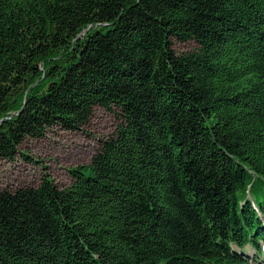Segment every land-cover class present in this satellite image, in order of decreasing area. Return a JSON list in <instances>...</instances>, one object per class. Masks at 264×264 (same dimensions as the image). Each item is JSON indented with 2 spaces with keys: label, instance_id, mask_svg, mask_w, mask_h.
<instances>
[{
  "label": "trees",
  "instance_id": "1",
  "mask_svg": "<svg viewBox=\"0 0 264 264\" xmlns=\"http://www.w3.org/2000/svg\"><path fill=\"white\" fill-rule=\"evenodd\" d=\"M95 107L69 184L0 190V264L263 256L264 0H0V159Z\"/></svg>",
  "mask_w": 264,
  "mask_h": 264
},
{
  "label": "rangeland",
  "instance_id": "2",
  "mask_svg": "<svg viewBox=\"0 0 264 264\" xmlns=\"http://www.w3.org/2000/svg\"><path fill=\"white\" fill-rule=\"evenodd\" d=\"M192 47L191 42L173 43L177 52ZM120 121L116 112L95 107L80 129L67 130L55 126L46 129L40 138H26L19 146V150L26 153L25 157L18 154L13 160L0 159V190L37 186L45 175L60 187L69 184L68 169L89 162L102 139L111 135ZM246 253L252 264H264V256H255L252 248H248Z\"/></svg>",
  "mask_w": 264,
  "mask_h": 264
}]
</instances>
